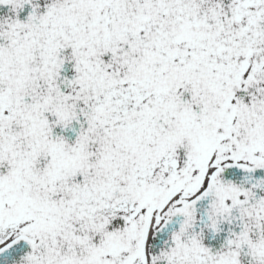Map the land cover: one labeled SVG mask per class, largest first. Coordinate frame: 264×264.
Here are the masks:
<instances>
[{
    "label": "flooded vegetation",
    "instance_id": "obj_1",
    "mask_svg": "<svg viewBox=\"0 0 264 264\" xmlns=\"http://www.w3.org/2000/svg\"><path fill=\"white\" fill-rule=\"evenodd\" d=\"M0 252L264 264V0H0Z\"/></svg>",
    "mask_w": 264,
    "mask_h": 264
},
{
    "label": "rangeland",
    "instance_id": "obj_2",
    "mask_svg": "<svg viewBox=\"0 0 264 264\" xmlns=\"http://www.w3.org/2000/svg\"><path fill=\"white\" fill-rule=\"evenodd\" d=\"M194 41H195L196 45L198 46V48L202 45V41H201L200 38L196 37V38H194ZM188 42H189V40H185L184 39V40L181 41V44H185V43H188ZM126 45H128V46L129 45H134V46H137L138 48L142 49L144 47V42H142V41H132V42L126 43ZM213 45H214L215 49H219L220 46H221V44L216 42V41L213 43ZM155 46H157V45H155ZM218 46H219V48H217ZM143 73H145V71H143ZM140 74H141V72H140ZM132 81H134V80H132ZM124 87L125 86H121V88H124ZM135 87H136V84H135ZM114 102H115L114 97H112L111 98V103L114 104ZM120 109H121V106L118 108V110H120Z\"/></svg>",
    "mask_w": 264,
    "mask_h": 264
}]
</instances>
